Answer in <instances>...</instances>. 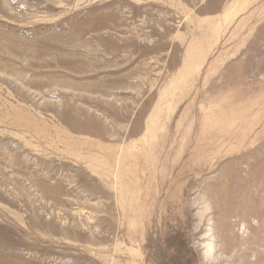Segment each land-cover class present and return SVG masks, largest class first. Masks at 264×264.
Returning <instances> with one entry per match:
<instances>
[{
	"label": "rangeland",
	"instance_id": "rangeland-1",
	"mask_svg": "<svg viewBox=\"0 0 264 264\" xmlns=\"http://www.w3.org/2000/svg\"><path fill=\"white\" fill-rule=\"evenodd\" d=\"M0 264H264V0H0Z\"/></svg>",
	"mask_w": 264,
	"mask_h": 264
},
{
	"label": "bare ground",
	"instance_id": "bare-ground-1",
	"mask_svg": "<svg viewBox=\"0 0 264 264\" xmlns=\"http://www.w3.org/2000/svg\"><path fill=\"white\" fill-rule=\"evenodd\" d=\"M78 30H80V29H78ZM71 55V54H70ZM79 128V127H78ZM244 226V225H243ZM207 249L209 250V251H211L212 249H213V243H212V241L208 244V246H207Z\"/></svg>",
	"mask_w": 264,
	"mask_h": 264
}]
</instances>
